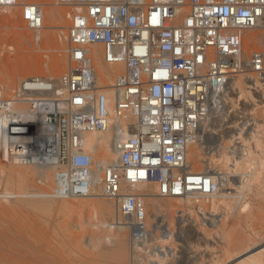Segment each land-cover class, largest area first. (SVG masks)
I'll return each mask as SVG.
<instances>
[{"label":"built area","instance_id":"2783aa9c","mask_svg":"<svg viewBox=\"0 0 264 264\" xmlns=\"http://www.w3.org/2000/svg\"><path fill=\"white\" fill-rule=\"evenodd\" d=\"M57 5L71 8L68 68L57 80L28 77L11 94L0 84V161L52 169L55 197L98 191L113 201L130 229L131 260L124 264H136L135 247L149 235L146 198L133 192L136 185H154L160 198L212 197L228 179L193 171L188 150L202 140L201 126L231 79L251 73L264 85V0ZM0 6H21L40 39L41 4ZM94 45L104 64L120 66L110 71V84L99 81ZM88 132L110 135V160L85 148Z\"/></svg>","mask_w":264,"mask_h":264},{"label":"rangeland","instance_id":"374dc122","mask_svg":"<svg viewBox=\"0 0 264 264\" xmlns=\"http://www.w3.org/2000/svg\"><path fill=\"white\" fill-rule=\"evenodd\" d=\"M19 1L41 4L44 22L36 40L21 17V6H0V84L8 94L28 77L57 80L69 64L71 8L57 5V0ZM94 66L101 85L110 84L114 77L109 80L96 61ZM251 76H237L222 104L214 100L202 147L198 143L202 150L197 157L204 161L194 162L196 143L188 151L193 171L237 176L242 188L234 197L229 194L233 191L223 190L219 196L184 199L160 198L154 185L136 186L154 190L153 198L172 205L169 211H157L146 196L147 227L153 235L141 246L142 255L135 253L136 259L143 258L136 264H264V85L256 82L251 87ZM209 136L218 147L207 141ZM97 158L110 160L111 154L100 148ZM53 175L52 169L0 161V264L129 262V227L103 226L106 221H127L117 214L113 201L101 196L55 197ZM164 224L170 235L164 233ZM120 237L127 245L124 257L117 260L114 247Z\"/></svg>","mask_w":264,"mask_h":264},{"label":"bare ground","instance_id":"6f19581e","mask_svg":"<svg viewBox=\"0 0 264 264\" xmlns=\"http://www.w3.org/2000/svg\"><path fill=\"white\" fill-rule=\"evenodd\" d=\"M53 13V15H54V12H52ZM51 13V14H52ZM58 15V14H57ZM52 17V16H51ZM54 17H58V16H54ZM56 18H54V19H56ZM102 48H101V46L100 45H94V46H92V50L94 51V53H98V58L95 60L96 61V63L98 64V66L100 67V69H101V72L102 73H104L106 76H107V78L109 77V80L110 79H112V75H111V72L110 71H113V70H115V69H117V68H119V65H106V64H104L103 63V60H102V50H101ZM236 78V77H235ZM235 78H233V79H231L230 81H229V84H228V87H227V89H226V91L224 92V94L223 95H220V96H216L215 97V99L214 100H216V101H218V102H220V104H222V98H226V97H228V95H229V93H230V90H231V86L232 85H234L235 84ZM54 80H56V79H54ZM247 81L249 82V84H250V86L251 87H255V86H257V81H255L254 80V78L251 76V77H248L247 78ZM259 83V82H258ZM59 94H63V90L62 89H59ZM222 106V105H221ZM220 106V107H221ZM211 111H212V109H211ZM211 111H210V113H211ZM210 115V114H209ZM206 127V122H204L203 124H202V126H201V130H200V132L202 133L203 132V134H204V128ZM207 139V141L209 142V143H212L213 145H214V147H218V145L216 144V140L215 139H212V137L211 136H209V137H207L206 138ZM110 135L109 134H100L99 132H88V133H85V135H84V146H85V148L86 149H89V150H91V149H93V148H96V149H100V148H103V149H105V151H107L108 152V154H111V156H112V147H111V142H110ZM200 142V143H199ZM198 143H199V145L202 143L201 141H198V142H196V144L198 145ZM199 145H198V147L196 146L195 147V153H196V157L197 156H199L200 154H201V150H202V148H201V150L199 149ZM200 147H202L201 145H200ZM220 147V146H219ZM189 151V150H188ZM197 161H204V159H202V158H199V157H197L196 159H194V162H197ZM191 164V163H190ZM193 170V169H192ZM202 172H205V173H209V174H211V175H213L214 177H216V178H218L219 179V172L218 171H213V170H210V169H205L204 171H202ZM226 175H227V173H225ZM52 176V175H51ZM229 178L224 182V180L222 181L221 180V183H220V188H218V190L212 195V196H219L220 194H221V191H223V190H230V191H233L232 193L230 192L229 194L231 195V196H237V194H238V192L240 191V189L242 188V185H239V184H237V183H239V180H238V178H236L235 176H233V175H229L228 176ZM140 185V184H139ZM136 186H138V185H136ZM135 186V187H136ZM135 187H134V189H133V192H135V193H139V191L140 190H142L143 192H144V194L143 193H141L142 195H144L145 196V198H146V196H148L149 197V199H150V204H151V206L153 207V208H155L157 211H159V210H164V211H169V210H171V208H172V205H165L164 203L162 204V203H160V202H158V200L156 199V198H153L154 197V190H152V189H150V188H148V189H146V188H144V189H139V187H138V189L136 188L135 189ZM224 195H226L227 194V191H226V194L225 193H223ZM222 195V194H221ZM92 196H100L98 193H95L94 195H92ZM229 196V195H228ZM102 197V196H101ZM184 199H187V198H184ZM81 206V205H80ZM98 206H103V204H99ZM106 206V205H105ZM108 206V205H107ZM90 207H92V206H90ZM101 209L103 210L104 209V206H103V208L101 207ZM104 212H106V213H111L112 212V210H110V209H108V208H105V211ZM156 215H158V213H156ZM159 216V215H158ZM118 219V218H117ZM161 220V219H160ZM126 221V220H125ZM125 221H120L119 219H118V221H116L115 223L114 222H108V221H106L104 224H103V226H110V227H120L121 229L122 228H124V226H127V227H129L128 225H127V221L125 222ZM157 227H158V225H157ZM163 229L165 230V232L164 233H166L167 235H170V233L168 232V230L169 229H167L166 228V226H165V224L163 225ZM152 231H149V235H148V239L143 243V245H145V244H147V242L149 241V237H151L153 234L151 233ZM171 232V231H170ZM246 240H249V239H246ZM126 242H125V239L124 238H119V240H118V243H117V245L114 247L115 248V259H121V258H123L124 257V255H125V245H127V244H125ZM247 243V242H246ZM135 249H136V252H138L139 254L138 255H142V251H141V249H142V247H141V245H137L136 247H135ZM140 251H139V250ZM144 249V248H143ZM138 250V251H137ZM231 250V249H230ZM166 251V250H165ZM240 251V250H239ZM135 252V253H136ZM153 252V251H152ZM167 252V251H166ZM141 253V254H140ZM146 253V252H145ZM155 253V252H154ZM153 253V254H154ZM236 253V252H235ZM156 254V253H155ZM166 254V253H165ZM166 255H168V253L166 254ZM143 258L142 257H140V259H136V256H134V260L135 261H139V260H142ZM227 259H229V258H227ZM152 259H150V261H151ZM158 262V261H157ZM150 263V262H149ZM152 264V263H151ZM156 264V263H155ZM257 264H263V262H257Z\"/></svg>","mask_w":264,"mask_h":264}]
</instances>
